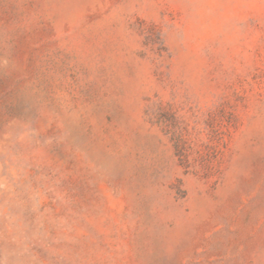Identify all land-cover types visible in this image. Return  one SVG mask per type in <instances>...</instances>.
Segmentation results:
<instances>
[{
  "label": "rangeland",
  "instance_id": "1",
  "mask_svg": "<svg viewBox=\"0 0 264 264\" xmlns=\"http://www.w3.org/2000/svg\"><path fill=\"white\" fill-rule=\"evenodd\" d=\"M0 264H264V0H0Z\"/></svg>",
  "mask_w": 264,
  "mask_h": 264
}]
</instances>
